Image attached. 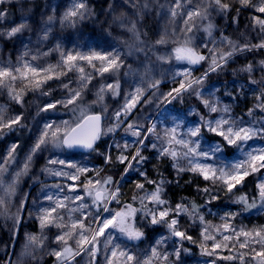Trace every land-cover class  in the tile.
<instances>
[{"label": "snow or ice", "instance_id": "obj_1", "mask_svg": "<svg viewBox=\"0 0 264 264\" xmlns=\"http://www.w3.org/2000/svg\"><path fill=\"white\" fill-rule=\"evenodd\" d=\"M9 2L11 0H0V5ZM234 4L239 5V7H235L237 16L233 17L234 23L238 22L242 10L250 9L252 11L249 27L257 32L259 36L258 43L245 42L241 44L221 34L219 42L209 39L201 41L199 45L194 44V29L202 30L211 38L213 32L217 29V25L212 19L213 14L225 16L233 10L234 5L225 2V0H171L170 5L160 3V0H151V2L150 0H122L121 3L109 5V15L111 17L107 21L109 29L113 26L118 27L125 33L130 34L131 39L135 42L122 41L128 49L127 55H132L133 52H143L147 47L146 42L142 39L144 33L140 31L138 24L151 7L155 6L160 9L162 14L169 17L170 23H174L177 18L182 20V28L174 29L172 33H169L166 29L163 35L155 41L156 45H166L171 40L176 45L171 49L169 56H160L158 59L164 62H170L174 59L178 62H186L189 65L207 61L209 67L202 76L193 79L187 78L191 76L190 68L178 72L177 75L182 77L178 87L173 88L164 98L167 101L168 97L176 99L182 93L194 94L201 100L203 106L207 109V113L201 115L199 122L192 127H188L186 131H178V129H181L180 123H176L172 127H165L162 133L157 131L155 123L146 129L134 122L127 123L125 132L136 138V149L131 159L126 154L130 147L127 141L123 144L108 145L105 152L99 153L104 156L105 163L111 164L114 163L111 149L116 148L118 155L115 163L125 165L124 175H127L129 171L137 170L138 174L144 177L145 183L153 186L151 190H146L145 183H136L135 187L142 195H134L132 200L133 202L139 201V208L135 207L133 202L123 204L120 211H114L109 207L112 202L120 203L122 195L120 183L114 181L112 176H107L102 180L86 178L85 181L81 182L83 184L81 189L75 182L79 180L81 174L89 171L87 167L63 159H49V165L58 164L73 169V171H64L63 168L55 170L46 166L43 171L51 176L64 177L72 181L73 183L67 185V192L76 194H65L63 196L44 194L43 199L48 202V206L39 207L36 214L41 232L39 235L29 234L27 236L25 251L22 256L27 255L32 259H36V253L47 247L48 237L44 234V229L56 227L60 229L59 234L53 240L57 247L46 253L55 257V264H79L77 257L84 256L88 258L87 264H96L98 254L102 250L105 253V264H154V261L157 260L163 261L164 264H170L169 254L158 251L160 246L166 243L170 237L179 238L180 242L184 240L193 241L192 236L180 229L178 218L183 214L205 225L200 233L204 242L202 244L204 254L227 261L239 260L241 264H250L249 261H246V256L250 255L251 261H255V264H264V227L255 230L243 228L236 230L231 228L230 224L225 223L221 227L225 232L231 231L232 235H222V241H234V243L230 246L229 243L219 242L216 235L213 234L214 231L218 232L219 229L212 230V226L208 225L204 220V216L200 214L197 204L194 202L190 204L181 202L173 206L166 199L167 185L172 181L166 179L163 174H160L159 179H149L147 171L133 169L134 164L143 165L148 161V158L142 155V152L149 146L145 143L149 135H155L158 142L151 144V148L157 152V158L169 159L177 175L185 172L194 173L202 176L206 181H212L214 185L219 182L228 192H232L237 185L242 184L249 175L264 169V147L252 148L244 153L243 160H238L230 165L208 163V161L217 159V154L223 152L224 146H235L243 151V146L248 141L257 136L264 137V119L259 121L260 126L257 128L251 123H246L243 118L233 116L232 105L222 102L215 96V92L209 91L208 97H205L204 93L199 90L207 79L209 72L222 69L238 53L264 49V0H234ZM125 8L127 10H124ZM118 9L121 10L117 12ZM7 15V10L0 8V23L5 20ZM93 15L94 13L88 7L86 0H76L72 7L64 13L60 23L74 26L77 20H84ZM53 20L54 18L49 16L45 26L36 33L38 44L49 40ZM27 32H35V29L26 19L0 30V39H19L25 48L20 61L16 65H0V88H6L11 99L18 104H23L22 93L24 90L17 92L13 87L18 80L26 87L32 85L33 90H38L48 80L59 79L69 72L76 71L80 74L78 88H71V81L63 84V87L68 90L66 98L46 103L40 111L57 110L58 106L68 109L69 106H72L73 113L79 112V115L72 121L44 123L31 150L22 162L17 159L18 143L12 144L7 153L0 157V216L13 221L14 232L16 226L21 222L20 214L25 209L27 196L19 201V207H17L15 213H10L11 199L16 195L20 179L30 172L34 156L49 148L54 150L82 148L89 152H96L98 149L97 142L102 137L114 133L117 128L125 123L128 114L139 102L140 96L143 95V90L137 87L134 93L125 98V105L113 113L112 120L114 123L105 128L103 121L107 108L103 110V113L90 112L86 107H82L78 101L82 100L83 92L91 83L94 74L103 76L105 73L115 71L123 66L124 61L121 58V52L116 49L107 53L66 52L57 43L54 48L43 53V55H49L52 51L59 52L60 61L55 65L50 64L47 67H41L24 59L31 52L28 48L31 39L29 38L27 43L23 39L24 34ZM176 32H179L180 35H176ZM210 44L211 47H209ZM198 49H206L207 54ZM36 59V56H32V60ZM80 62H86L94 70V73H86L84 64ZM260 63L262 69H264V61ZM240 70L249 73L251 76L253 65L249 63ZM41 74H43L42 78L36 79ZM250 83L264 84V78L259 82L254 79L250 80ZM159 84L160 81L155 80L149 83L147 87L158 88ZM119 88L118 81L101 85L96 93L97 98L93 103L102 102L106 90H111L113 95H118ZM242 93L243 89H241ZM43 94L49 95L50 93L44 92ZM225 95L229 100L235 99L231 92H226ZM255 100L257 103L254 108L248 109L247 114L249 116H252L256 109L264 113V88L259 91V94L255 95ZM5 111V109L0 108V135L4 134V130L10 132L16 127H23L21 124L24 118L23 113L15 117H6ZM205 132L214 137H219L220 140L209 143L204 138ZM9 174H11L10 179L8 178ZM54 187L58 192L65 191V188L60 184H56ZM202 191L207 193L209 189L205 188ZM212 199H216V197H212ZM257 200L260 202L259 206L264 208V179L257 183L256 196L252 198L251 203H249L247 196L239 197L237 202L244 204L246 210H250L257 207ZM93 209H95L94 212ZM104 213H108V215L104 216ZM138 213L147 223L164 226L169 233L168 237L162 236L156 241V246L151 249V255L143 260L131 251L114 243V239H119V237L114 236L117 231L128 241H139L144 237V232L135 224ZM101 237H103V240L100 239ZM207 241H212L210 249ZM253 244L259 245V248L252 247ZM236 245L240 249H249V252L239 253L235 256H220L218 254V250L228 248L231 251V247ZM182 251H187V249L182 247L175 249L174 255L177 260L180 258ZM7 264H14V262L9 258ZM15 264H21V258H17ZM211 264H216V260L213 259Z\"/></svg>", "mask_w": 264, "mask_h": 264}, {"label": "rangeland", "instance_id": "obj_2", "mask_svg": "<svg viewBox=\"0 0 264 264\" xmlns=\"http://www.w3.org/2000/svg\"><path fill=\"white\" fill-rule=\"evenodd\" d=\"M75 2L76 0H11V2L9 3L0 5V8L6 9L8 12L5 20L0 23V30H4L10 25L18 24L22 19H26L28 23L33 26L35 32H27L24 34L23 39L25 43H27L29 38L31 39V43L28 45V48L31 50L30 55L24 57V59L29 61L33 65H39L41 67H47L50 64L55 65L60 61L61 57L59 52L52 51L49 55H43V53L49 52L50 49L54 48L57 43H59L62 50L66 52H80L82 54H88L90 52L107 53L111 52L113 49L119 50L121 52V58L124 61L123 66L115 71L105 73L103 76L94 74L91 83L83 92L82 102L86 104L87 109L88 107H91V109L93 110L98 109V112L100 113H103V110L107 108V112L104 113V126L106 128L114 123V121L112 120L113 113L121 109L125 105V98L134 93L137 87L143 90V95L140 96L139 102L136 103V106L128 114L125 123L117 128L114 133H110L102 137L101 146H99V153L105 152L108 145H112L114 143L123 144L125 141H127L130 147L128 148L126 154L129 156V159H131V156L136 149V138L131 136L130 133L125 132L127 123L130 122L142 125L145 129L155 123L157 126V131H160L161 133L165 127H172L176 123L181 124V129H178V131H186L188 127H192L199 122L200 116L205 115L207 113V109L203 106L201 100L198 99L194 94L182 93L176 99L168 97L167 101L164 98L167 93L170 92L173 88L178 87L179 81L182 79V77L177 75L178 72H181L186 68H190L191 76L187 78L193 79L202 76L209 67V62L207 61L201 62L200 66L198 67H191L186 62H178L174 59L170 62H164L158 59V57L160 56H169L171 54L172 48L167 47L166 45L174 43H172L170 40L166 45H156L155 41L159 39L161 35H163L166 29L169 33H172L174 29L182 28L183 23L180 18H177L174 23H170L169 17L162 14L160 9L156 8L155 6L151 7L150 10H154L153 14L154 16L156 14V21H158L157 27L155 29V35L153 36L152 40L145 39L147 47H145L144 45H139L140 47H145V50L143 52H133L132 55H127L126 53L128 49L126 45L122 43V41L135 43L131 39V35L125 33L122 29L115 26L109 29L107 23V21L111 19L109 15V5L114 3H121L122 0H109L97 21V23L103 28L99 30V32H97V30L96 32L89 33H84L83 31L85 29L84 27H82V24L85 22L84 20H86L87 18H85L84 20H77L74 26L70 24L60 23L62 17L64 16V13L68 11ZM86 2L87 5H89L87 0ZM160 3L170 5L171 0H161ZM120 10L121 9H118L117 12H119ZM124 10L127 9L125 8ZM12 11L14 14L12 13ZM251 15L252 11L250 9L242 10L239 14L238 22L234 23L232 21L231 24L226 27V31L221 32V29L225 28L223 26V22L229 19L228 15L221 16L214 13L212 16L213 22L216 19L214 17L217 16L221 17V19L223 20L217 26L219 30L214 31L212 37L210 38L202 30L198 31L194 29L195 38L193 42L196 45H199L201 41H207L209 39H213L216 42H219V40L221 39V34H223L224 36L236 40L241 44L245 42H250L252 44L258 43L259 36L257 35V32L251 30L249 27L251 23ZM49 16H52L54 18L51 25L49 40L38 44L36 33H38L45 26V23ZM197 23L199 22L197 21ZM176 35H180V33L176 32ZM211 46L212 45L210 44L209 47ZM198 50L207 54L206 49ZM24 51V45L20 42L19 39H0V65H16L17 62L20 61V58L23 55ZM263 54L264 49H254L251 52L238 53L222 69H218L215 72H209L207 79L199 88V90L204 93L205 97H208L209 91L215 92V96L218 97L222 102L230 103L232 105L233 116L243 118L246 123H251L257 128L260 126L259 121L261 119H264V113L260 112L258 109L254 111L252 116H249L247 113L248 109L254 108L257 103V101L255 100V95L259 94V91L264 88L259 85L260 83H250V80H253L254 78V80L258 82L259 77L261 78V80L262 78H264V69H262L260 63L261 61H264V58L258 57L264 56ZM32 56H36L37 59L32 60ZM80 63L84 64L86 73H94V70L91 68V66H88L86 62ZM249 63L253 65V72L251 73V76L246 72L248 77V80H246V82H244V80L240 78L237 79L235 75H232L226 81L224 79L218 80V78L220 77V75L218 74L224 76L223 72L232 73L233 71H239V69ZM242 64L245 65L240 66ZM42 75L43 74H41V76L39 77H36V79H41ZM79 75L80 74L76 71L69 72L67 75L61 76L59 79L48 80L38 90H33L32 85H30L29 87L31 88L27 89L26 93H22L24 101L23 104H18L15 100L11 99L6 88H0V108H8L9 110L15 109L16 105H20L23 109L29 108L28 110L29 112H31L28 124L30 141L27 145V149L24 151L22 156L18 158L20 162L23 161L24 157L31 150L36 137L39 134V130L40 128H42L44 123L50 121L60 123L64 120H73L71 116L61 115L56 112H54V114H50V112H42L40 111V109L46 103L55 102L66 98V96L68 95V90L63 87V84L69 83V81H71L70 87L73 89L78 88ZM155 80L160 81L158 88L147 87L149 83ZM117 81L120 84L118 95H113L111 90H106L104 93V100L99 103H93V101H95L97 98L96 93L101 85L115 83ZM20 83L21 82L18 80L13 85L17 92H20L22 90L18 87V84ZM241 89H243L242 94ZM53 91L56 92L54 93ZM44 92H49L50 94L44 95ZM226 92H231L235 99L229 100L225 95ZM191 98H194V100H190ZM9 113L13 117H15L16 115L21 114L22 111ZM204 138L209 143L213 141H219V139L212 138L211 134L207 132L204 133ZM145 143L149 146L142 152V155L146 156L148 158V161L143 165L134 164L133 169L147 171L149 179H159L160 174H163L166 179L172 181V183L167 185L166 199L173 206L181 202L186 204L194 202L195 204H197L199 206L200 214L204 216L205 222L208 225L212 226V230L219 229L218 232H213V234L216 235L217 241L222 243H229L230 246L232 243H234V241H222V235H232L231 231L225 232L221 227L225 223L230 224L231 228H234L236 230H239L241 228L246 230H255L264 227V208H261L259 206V200H257V207L250 210H243L239 208L237 209L236 207L229 205H218L216 204V200L218 199V197L228 192L226 188L219 184V182L214 185L212 181H206L202 176L189 172L177 175V173L171 166V161L167 158L158 159L156 150H153L151 148L152 143H158L156 141L155 135H149ZM11 145L12 143L9 144L3 156L7 153ZM262 147H264V137L257 136L248 141L247 144L243 146V151L235 146H229V148H231V151L227 152L228 146H224L223 152L221 154H217V159L214 161H208V163H213L215 165H230L238 160H243L244 153L250 151L252 148L259 149ZM117 155L118 150L116 148H112L111 156L114 161V163L110 164L112 167L122 165L119 163H115ZM49 159H63L65 161L75 163L79 166L87 167L89 171L81 174L79 180L75 182L81 189L83 188V184L81 182L85 181L86 178L102 180L108 176L107 172H103V168H105L106 164L109 163L103 162L102 164L100 162H97L92 157V152L82 153L76 151H67L66 149L54 150L51 148L39 152L34 156L31 170L28 173L31 177L33 176L32 181H36L35 185H38L39 188L38 194L40 195V199L32 200L33 204L36 203L37 207H34L36 212L39 207L48 206V202L43 199L45 193L58 194L61 196L65 194H76L67 192V185L73 183L72 181H69L64 177L51 176L43 171L46 166L55 170H61V168H63L64 171H73V169H69L58 164L49 165ZM124 172L125 165L118 180V182L120 183V191L122 193L120 197V203L112 202L111 204H109V207L114 211H120L123 204L133 202L132 198L134 195H142V193H139L137 189L135 190V192L133 191L132 193H128L129 187L127 188L125 186V182H132L135 184L137 182L145 183L144 177L140 176L137 170L129 171L127 175H124ZM10 175L11 174H9L8 177L9 179ZM255 175L257 176L258 183L261 179H264V169H261L259 172L255 173ZM122 180H124V182ZM56 184H60L61 186H63L65 188V191L58 192V190L54 187V185ZM152 187V185L145 183L146 190H151ZM205 188L209 189L207 193L202 191V189ZM17 193L18 190L16 191V195L11 199L10 213H15L16 205L19 202ZM212 197H216V199H212ZM133 203L135 207H140L138 200ZM33 204L31 205L33 206ZM94 211L95 210H93V212ZM103 215L107 216L108 213H104ZM31 217V215H27L28 219ZM1 219H5V217L0 216V220ZM178 219L180 221V229L186 231L190 236H192L191 232L195 231H198L200 235L203 227L205 226L198 220L194 221L193 219L189 218L187 215L182 214ZM135 224L144 232V237V229L159 226L147 223L143 220L139 213L135 218ZM161 227L164 228V232L156 238L154 244L150 246L149 250L145 252L144 255L142 254L143 259L149 256L148 252L151 253V249L152 247L156 246V241L158 239H160L162 236H169L166 227ZM40 232V227L39 231L37 230L36 232L28 230H24L20 234L19 232H11V234H13L14 237L17 238L16 241L18 244V249L14 255L13 253L8 255V258L4 262L0 261V264H7V260L9 258H11L14 264L17 258H21V264H44L51 257L52 259L49 260V263L46 264H55V257L47 255L46 253L52 248L57 247V245L53 243V240L55 236L59 234L60 229L56 227H47L44 229V234L48 237V240L46 241L47 247L43 251H38L36 253V259H32L27 255L22 256V253H24L25 251L27 236L29 234L39 235ZM114 236L119 237V239H114V243L119 244L121 248L129 250L136 255L135 252H137L138 250L137 244L140 240L128 241L125 237L121 236L118 231L114 233ZM102 238L103 237H101L100 239L102 240ZM200 238L202 239L201 235ZM241 239H243V237H241ZM193 240L195 239L193 238ZM179 242V238L170 237L169 239H167L166 243L160 246L158 251H160L161 253L174 255L175 249L179 247ZM211 244L212 241H207L209 249ZM252 247L258 249L259 245L253 244ZM200 248V261L197 264H211V261L213 259H215L216 261H227L218 259L217 257H210L204 254L202 245L200 246ZM248 252L249 249H240L238 245H236L235 247H231V251H229L228 248L218 250V254L220 256H235L239 253ZM100 254L101 253H99L98 255ZM103 257L105 258V253ZM85 259H87V257H85L80 264H85ZM98 261H100L101 264H105V260L101 261L99 259ZM235 261L237 264H241L239 260L227 262ZM246 261H249L250 264H255V261H251L250 255L246 256ZM169 262L170 264H181L175 262L174 258L171 256H169ZM158 263L159 260L154 261V264Z\"/></svg>", "mask_w": 264, "mask_h": 264}, {"label": "trees", "instance_id": "obj_3", "mask_svg": "<svg viewBox=\"0 0 264 264\" xmlns=\"http://www.w3.org/2000/svg\"><path fill=\"white\" fill-rule=\"evenodd\" d=\"M88 1V7L91 8L92 12L94 13L93 16L88 17L86 20H84L85 22L82 24V27H84V33H89V32H99V30H101L103 27L101 25H99L97 23L98 18L100 17L104 7L106 6V4L108 3L109 0H87ZM161 1V0H160ZM225 2L233 4V10L228 13V18L224 23V29H221V32H225L226 27H228L231 22L233 21V17L237 16V13L235 11V7H238V4H234V0H225ZM13 13V11H12ZM154 10H148L144 15L143 18L141 19L140 23L138 24V28L140 29V31L142 33H144V35L142 36V39L145 41V39L148 40H152L153 36L155 35V29L157 27L158 21H156V14L154 16ZM14 14V13H13ZM216 18L214 20V23L218 26V24H220L223 20L221 19V17L217 16L214 17ZM216 30H219L218 28ZM215 30V31H216ZM167 47H175V44H168L166 45ZM264 55V54H263ZM259 58H264V56H258ZM243 61V60H241ZM245 65V64H244ZM243 64L240 66H244ZM243 68V67H242ZM241 68V69H242ZM224 76H222L221 74L219 79H224L225 81L231 77L232 75H235V77L238 79H242L244 80V82H246V80H248L247 77V73L243 72L239 69V71H233L232 73H226L223 72ZM253 75V74H252ZM260 76V75H258ZM255 79V78H254ZM259 81H261V78H258ZM260 86L264 87V84H259ZM30 85H28L27 87L25 86V84L20 83L18 84V87L20 89L25 90L23 93L27 92V89H30L31 87H29ZM54 93L56 91H53ZM190 100H194V98H191ZM78 103L80 105H83L84 107H86V104H84V102L78 101ZM82 106V107H83ZM15 109H9L6 108L5 110V115L6 117H13L12 115H10L9 112H19L22 111L23 113V120L21 121V124L23 125V127H16L13 131H7L4 130V134L0 135V157L3 156V154L5 153L6 149L8 148L9 144L12 143H18L19 147L17 149V159L20 158L22 156V154L24 153V151L27 149V145L30 141V134L28 131V124H29V117L31 112H29V108L23 109L20 105H16ZM72 106H69L68 109H65L63 107H59L57 108V110H49L48 112H50V114H54V112L61 114V115H67V116H71L72 119L74 120L76 118L77 115H79V112H76L75 114L73 113V111L71 110ZM87 108V107H86ZM8 110V111H7ZM88 110L90 112H98V109H91V107H88ZM212 138H216L219 139V137H214L213 135H211ZM99 146H101V140L100 143L98 145V149L96 152H92V157L97 161L103 164V162H105L104 158L102 155L99 154ZM231 148H227V152H230ZM124 168V165H118L116 167H112L110 164H106L105 168H103V172H107L108 176H112L114 181H118L120 174L122 173ZM33 177V176H32ZM32 177L28 174L24 177H22L20 179L19 185L17 187L18 193H17V198L20 200L24 199L25 196H27V200H26V205H25V209L21 212V222L18 226H16L15 228V232H19L22 233L24 230H28V231H34L36 232L37 230L39 231V221L36 218V210H35V206L36 203L33 204L32 200H38L40 199V195L39 193V188L38 185H35L36 181H32ZM124 182V180H122ZM135 183L132 182H125V186L128 188V193H132L133 191L135 192L136 187H135ZM256 185H257V176L255 175V173L249 175L248 177H246L244 179V181L242 182V184L237 185L232 192H226L222 195H220L218 197V199L216 200V204L218 205H222V206H233L236 207L237 209H245V205L242 203H238V198L241 196H247L248 197V201L249 203L252 202V198L254 196H256ZM136 194V193H135ZM33 204V206L31 205ZM17 207H19V202L16 205L15 208V212ZM37 207V206H36ZM95 210V209H93ZM27 215H31V218H27ZM184 219V217H183ZM182 219V221H183ZM11 219H1L0 220V261L4 262L7 258L8 255H10L11 253H13V255L15 254V252L18 249V244H17V238L14 237L12 233H14L13 231V221H11ZM164 228L159 226H154L152 228H146L145 230V237L142 238L138 244V250L136 253V256L138 258H140L141 260L143 259L142 254L144 255L145 252H147L150 248V246L152 244H154V241L156 240V238L161 235V233L164 232L163 230ZM193 238L195 240L193 241H188V240H184L182 242H179V247H182L183 249H187V251H182L180 258L178 260L175 259V255H169L171 257L174 258L175 262L181 263V264H197L200 261V246L203 243V240L200 238V235L198 233V231L195 232H191ZM103 240V238H102ZM71 243V241H70ZM102 247V245H101ZM104 251L102 250L100 253V255H98L97 257V262L96 264H101L100 261H98L99 259L101 261H104L105 258L103 257ZM149 256L151 255L150 252H148ZM84 257H77V261L79 262V264L83 261ZM52 257L49 259L51 260ZM49 260L46 263H49ZM87 259H85L84 263L87 264ZM44 263V264H46ZM158 264H164L163 261L159 260ZM216 264H237L236 261L235 262H227V261H222V260H217Z\"/></svg>", "mask_w": 264, "mask_h": 264}, {"label": "water", "instance_id": "obj_4", "mask_svg": "<svg viewBox=\"0 0 264 264\" xmlns=\"http://www.w3.org/2000/svg\"><path fill=\"white\" fill-rule=\"evenodd\" d=\"M199 65H200V63L199 64H196V65H189V66H191V67H198ZM95 113H100V112H95ZM103 124H104V121H103ZM99 142L100 141H98L97 144H99ZM66 150H68V151L82 152V153H90L88 150H85V149H82V148H74V149H66Z\"/></svg>", "mask_w": 264, "mask_h": 264}]
</instances>
